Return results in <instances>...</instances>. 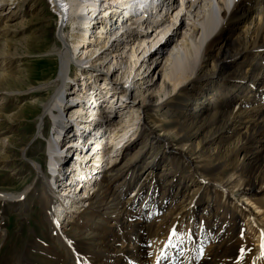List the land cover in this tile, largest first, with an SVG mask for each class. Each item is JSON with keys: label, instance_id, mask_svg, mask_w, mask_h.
<instances>
[{"label": "rangeland", "instance_id": "rangeland-1", "mask_svg": "<svg viewBox=\"0 0 264 264\" xmlns=\"http://www.w3.org/2000/svg\"><path fill=\"white\" fill-rule=\"evenodd\" d=\"M166 3L142 25L144 33L148 32L146 37H139L143 46L132 55L136 45L130 39L128 47L114 49L109 55L107 61L111 67L107 78L101 74L93 76L96 87L105 88L103 93L109 89L122 94L124 87L130 88V95L127 100L123 98L126 101L120 106L122 110L112 125H108L112 131L105 138L102 158L98 157L95 166L84 163V170L89 168L91 175L85 180L90 188L82 191L88 198L77 200L65 221L59 211L61 205H66L60 198L64 186L60 176L69 167L61 163L66 145L58 138L57 144L62 149L58 163L60 175L54 179L58 172L50 169L47 150L49 141L56 139L57 127L49 115L45 116L44 123L41 117L43 101L53 98L57 81L67 83L68 76H73L75 82L82 80L68 51L69 46L75 45L73 34L76 32L67 23L69 45L64 48L57 36L61 17L51 0H0L6 13L0 14V72L5 70L7 76V83H0V264H119L121 258L128 257L132 263L141 254L147 264H160L164 254H172L171 242L181 237L186 238L187 246L192 240H200V257L213 253L210 261L216 264L229 258L227 246L237 231L240 230L241 237L250 234L251 220L236 209V202L232 206L238 211V220L224 212L223 205H231L225 191L207 184L203 187L201 178L212 183L232 182L236 187L264 183V138L250 145L245 135L250 132L246 125L251 127V123L229 125L228 111L235 105H231L227 115L220 113L233 90L225 72L212 83L192 91L201 93L209 87L215 94L214 110L204 115L160 104L164 99L162 86L166 69L174 64L180 66L183 78L189 77V84L193 80L204 81L203 75L214 70L210 58H204L198 68L197 49L184 42L187 35L184 25L180 24V15L173 12L170 16L172 9L168 15L163 14ZM16 10L18 14L10 17ZM159 16L166 21L151 32L160 21ZM86 29L82 28L83 36ZM194 37L198 39L197 34ZM171 38L169 50L180 47L189 51L182 56L176 53L173 59L168 54L159 70L150 73L151 83H155L153 105L141 113L138 104L142 95L147 97L152 93L146 90L147 82L139 78L145 68L138 66L139 61L142 58L148 63L152 61L154 56L148 54ZM239 48L231 42L224 50L233 54ZM253 58L256 60V55ZM36 89L37 92H31ZM34 97L39 98L38 105L42 107L36 111H33ZM96 98L101 100L99 96ZM121 103L119 100L118 105ZM244 109L252 106L245 104ZM123 120H126L124 127ZM116 142L120 144L115 147ZM116 159L118 162L112 166ZM100 165L103 170L111 168L101 170L96 176L100 181L94 183L96 172L93 170H98ZM9 194L18 196L11 199L6 196ZM233 197L235 200L236 196ZM249 197L264 206V189L252 190ZM197 202L198 219L179 224L180 210L192 208ZM214 235L217 238L212 240ZM248 237L246 256L256 247L254 233ZM223 248L226 253L215 254Z\"/></svg>", "mask_w": 264, "mask_h": 264}, {"label": "bare ground", "instance_id": "bare-ground-1", "mask_svg": "<svg viewBox=\"0 0 264 264\" xmlns=\"http://www.w3.org/2000/svg\"><path fill=\"white\" fill-rule=\"evenodd\" d=\"M166 1V7L164 6L163 9L164 13H161L168 15L172 9L170 16H172L173 12L180 15V24L184 25V29H186L184 34L187 35V37L185 35L184 42L193 45L197 49L195 53L198 56L197 59H199L197 63L199 65L198 68L201 67V62H204L206 58H210L214 62V70L203 75L204 81L198 82L193 80L189 84V77L183 78L184 75L180 66L175 67L174 64L171 69H166L163 75L165 78L162 86L164 99L160 104L163 105L164 103L166 106H171L173 110H183L204 115L214 110L215 94L212 93L213 91L209 87L202 89L203 92L201 93L197 92L193 94L192 91L197 87L212 83L218 75L225 72L227 76L225 77L228 83L233 86V90L228 95L226 105L223 106L224 109H221L220 113L223 115L229 112V125L235 126L237 122L240 124L244 123L245 125L251 123V127L246 125V128L250 129V132L245 135L250 145L255 142L259 143L264 138V0H52L53 7L59 12L61 17L60 26L57 28V36L61 44H64V48L69 45L66 36V30L68 29L67 23H70L71 28L76 32L73 34L75 45L72 47L69 46L68 51L74 59L77 73L81 75L82 80L80 82L79 78L75 82L76 79L73 76H68L70 80L67 83L57 81L56 85L58 87L57 89L55 88L56 92L53 98L43 101L42 105L44 110L42 112L41 123H44L45 116L49 115L53 120V125L57 127L56 139L53 138L48 144L47 152L50 169L53 172H58L57 176L60 175V165L58 163L61 160L60 155L62 149L57 144V140L59 138L61 141H65L64 134L66 132L64 133V130L66 126L72 123L76 126V132L84 131L86 135L90 136V141L85 142L84 137L77 136L76 134V136H71L65 143L68 144V147H66L63 160H70V163L69 167L63 173V176H60L64 180L60 198L65 200L66 205L62 206L60 204L62 209L59 211L60 216L64 215L65 221L66 216H68L67 213L73 207L72 205H75L77 200L80 202L81 198H88V196L82 193V191L90 188V183L86 185L85 182L88 174L90 175V171L89 168H86V171L84 170V163L87 164L91 161L98 163V157L100 156L102 158L103 148L106 147L105 138L112 131V127H108V125H112L111 123L114 117L116 118L117 113L122 110L120 106L123 107L124 102L130 95V88L124 89V87L120 91L122 94L112 93L109 89L103 93L102 90H105V88L96 87V79L93 76L101 74L107 78L111 67V64L107 61L109 55L114 49H119L118 51H120L121 48L128 47L130 39L136 45L132 55L137 51L136 49L143 46V42L139 37H146L148 32L144 33L141 29L142 25L149 19L153 12L159 7H163ZM58 2H60L62 9ZM3 11L4 8L0 6V14L5 15L6 13H3ZM98 11H100V18L96 16ZM18 12V10L12 12L10 17L13 18ZM159 18L158 20L160 21L154 24L155 28L151 32L161 28L166 21L162 20L160 16ZM81 27L88 28L84 31L85 36H83ZM176 31L174 32L175 35L177 34ZM195 34L198 35L197 40H194ZM232 34H234L233 38L231 37ZM172 39L164 41L148 54L149 57L151 55L154 56L152 61L148 63L144 58L139 61L138 66L145 67L139 78L147 82L146 90L152 93L151 95H146L147 97L142 95L138 104V109H140L141 113L150 109L153 105L151 97L153 95L152 87L155 83H151L152 78H150V73L157 69L159 70V67L167 60L168 54L173 59L177 57L176 53L178 56H182L189 51L180 47L169 50L167 46L171 43L170 41ZM231 42L240 47L233 54H230V50H224ZM254 55H256V60L253 58ZM238 65H242V67L239 68ZM105 68L106 71H104ZM5 73V70L0 72V83L2 84L7 83ZM67 86L71 87L67 88ZM31 92H37V89ZM174 94L175 96H173ZM97 96L105 99L102 101L104 105L98 106L101 102L98 101ZM119 100L122 103L118 105ZM107 102L108 105L106 104ZM39 103V98L34 97L35 106H33L35 108L33 111L42 108L39 107ZM133 103L134 105L136 104L135 101ZM248 103L252 106V109L243 110V106ZM231 105H235V107L231 109L232 111L229 110L227 112ZM94 113H97V121L92 122L86 119ZM106 113L110 114L104 116ZM105 117L106 119L103 120ZM121 126H126V120H123ZM88 128H91L93 132L88 133ZM148 130H151V128L148 127ZM134 142L135 139L132 144ZM114 144L116 147V144L118 145L120 143L116 142ZM87 147L89 150L93 148L91 154H88L89 150L86 149ZM117 148L119 149V147ZM79 150L80 152H78ZM63 160H61V163H63ZM115 162H118V159L113 161L112 166ZM99 167L98 170H93L96 172L94 176L96 180L94 183L98 180L100 181L99 177L97 180L96 176H99L102 171H109V168H111L109 166L103 170L101 165ZM67 181L73 184H68L66 183ZM76 181H79V183H76ZM201 184L203 187L207 184L213 188H222L231 204L230 206L223 205L225 214L238 220V211L236 212V209L244 212L245 216L251 220V232L256 237L255 249L246 256L245 249L248 243H250L248 236H250L251 232L250 234L245 233L246 235L241 237L240 230L237 231L227 246L226 255L229 258L223 259L221 263L216 262V264H264V206L258 202H254V200L252 201L249 197L252 190H263L264 183L257 185L255 182H252L249 186L236 187L232 182L212 183L211 180L201 178ZM6 196L11 199H16L18 195L9 194ZM233 196H236L235 200ZM234 202H236V209L232 206ZM199 206L197 202L192 208L180 210L178 223L183 225L187 220H189L187 222L192 223L194 220L196 221L200 212ZM240 207L243 208L241 209ZM235 231L236 229L233 233ZM192 233L193 231L190 232L191 238L193 236ZM216 238L217 236L214 235L212 240ZM198 241L192 240L189 246H187L185 237L171 242L173 243L171 244L172 254L167 255L163 253L164 256L161 257L159 263L211 264L210 258L213 253L211 256L200 257L199 248L202 245ZM225 251L226 249L224 248L218 249L216 252L214 250L215 254H220L221 252L226 253ZM144 257V254H141L132 263L128 257L121 258L118 263L147 264V260Z\"/></svg>", "mask_w": 264, "mask_h": 264}]
</instances>
